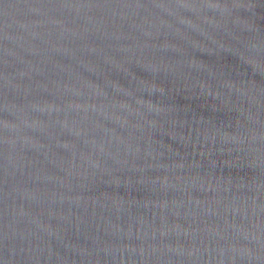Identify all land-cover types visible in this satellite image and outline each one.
Wrapping results in <instances>:
<instances>
[{
	"label": "water",
	"instance_id": "1",
	"mask_svg": "<svg viewBox=\"0 0 264 264\" xmlns=\"http://www.w3.org/2000/svg\"><path fill=\"white\" fill-rule=\"evenodd\" d=\"M0 264H264V0H0Z\"/></svg>",
	"mask_w": 264,
	"mask_h": 264
}]
</instances>
